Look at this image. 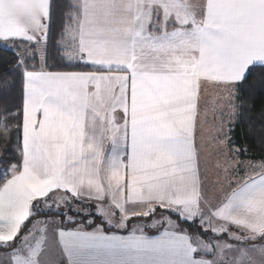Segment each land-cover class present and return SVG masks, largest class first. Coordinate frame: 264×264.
<instances>
[{"label": "snow or ice", "instance_id": "obj_1", "mask_svg": "<svg viewBox=\"0 0 264 264\" xmlns=\"http://www.w3.org/2000/svg\"><path fill=\"white\" fill-rule=\"evenodd\" d=\"M0 44V264H264V159L209 194L198 144L248 151L264 0H0Z\"/></svg>", "mask_w": 264, "mask_h": 264}, {"label": "rangeland", "instance_id": "obj_2", "mask_svg": "<svg viewBox=\"0 0 264 264\" xmlns=\"http://www.w3.org/2000/svg\"><path fill=\"white\" fill-rule=\"evenodd\" d=\"M205 89L206 91L203 92L202 95L206 96L205 99L202 96L201 103H204V101L206 99H209L210 97H215L217 95L222 97L226 95L219 89L213 88V86L210 84L205 85ZM202 107H204V105ZM219 122V112L217 111V118L213 119L211 107H209L208 121L203 122L200 125L198 131V144H200V146L203 145L200 147V166L202 178L205 180V187L208 190L209 194L217 195L222 194V188L228 187L229 178L235 177L237 175H243L242 172L225 171V169L229 167V164H231L232 167L235 168L237 162L241 160H239L234 153L229 152L228 145L220 144L217 140L211 139V136L215 131L213 126H218ZM218 139L222 140L223 136H219ZM241 167H243V165H241ZM248 174H251L250 169L248 170ZM48 216L50 218L61 219V217H51V214H49ZM173 219H175V217H173ZM135 220L137 219H132L131 221L135 222ZM147 222L151 223L150 220H148ZM134 224L137 223H133L131 225Z\"/></svg>", "mask_w": 264, "mask_h": 264}, {"label": "trees", "instance_id": "obj_3", "mask_svg": "<svg viewBox=\"0 0 264 264\" xmlns=\"http://www.w3.org/2000/svg\"><path fill=\"white\" fill-rule=\"evenodd\" d=\"M59 25H60V14L58 11L57 30L59 29ZM0 57H6L7 59L11 60L13 58V52L10 50L6 51L2 46V44H0ZM38 61H39V57H37V62ZM53 62L55 61H53L50 58L49 63L51 64ZM65 70H69V69H65ZM5 71H6L5 66L3 65V63H0V75H2ZM19 87L20 85L18 83L17 94ZM242 99L245 101L246 108L253 103L251 98L242 97ZM254 102L256 104L255 110L251 113L246 112L243 121L238 120L237 123L233 126L234 130L230 133L234 146L240 147L241 149L243 148L248 149L246 153L242 152L239 156H237L239 160L243 162L245 161L244 163L246 164L249 161L258 163L261 159H264V123H261L262 121H264V116H262L260 112L261 105H264V96L258 94ZM2 179L3 177L0 176V182H2ZM96 223H100V220L97 219ZM184 227H188V226L184 225Z\"/></svg>", "mask_w": 264, "mask_h": 264}, {"label": "crops", "instance_id": "obj_4", "mask_svg": "<svg viewBox=\"0 0 264 264\" xmlns=\"http://www.w3.org/2000/svg\"><path fill=\"white\" fill-rule=\"evenodd\" d=\"M203 96V95H202ZM205 96L206 95H204L203 96V98L205 99ZM204 105V103H201V107ZM202 110H203V107H202ZM202 119H203V117H202ZM199 146H200V144H199ZM201 146H203V145H201ZM200 146V147H201ZM201 152V151H200ZM42 217H44V218H42ZM47 218H50L49 216L47 217ZM36 219H41V220H43V219H46V216H44V215H42V216H38V217H36ZM55 219H58V218H55ZM137 223V224H141V225H143V224H145V223H149V222H147V221H145V220H135V222L134 221H131V223H129V228H131L132 227V225L131 224H133V223ZM29 227H31V224H29ZM93 227H95V225L93 226ZM88 230H91V229H88ZM145 231L146 232H149L150 234H155V230L154 229H148V228H146L145 229Z\"/></svg>", "mask_w": 264, "mask_h": 264}]
</instances>
